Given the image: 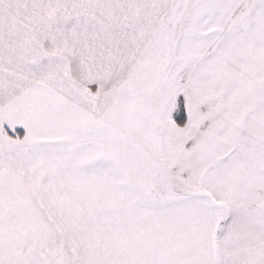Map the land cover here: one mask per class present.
I'll return each mask as SVG.
<instances>
[{
    "label": "snow or ice",
    "instance_id": "snow-or-ice-1",
    "mask_svg": "<svg viewBox=\"0 0 264 264\" xmlns=\"http://www.w3.org/2000/svg\"><path fill=\"white\" fill-rule=\"evenodd\" d=\"M0 264H264V0H0Z\"/></svg>",
    "mask_w": 264,
    "mask_h": 264
}]
</instances>
